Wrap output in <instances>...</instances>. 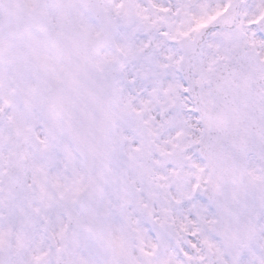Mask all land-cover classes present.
I'll use <instances>...</instances> for the list:
<instances>
[{
    "label": "snow or ice",
    "instance_id": "1",
    "mask_svg": "<svg viewBox=\"0 0 264 264\" xmlns=\"http://www.w3.org/2000/svg\"><path fill=\"white\" fill-rule=\"evenodd\" d=\"M0 264H264V0H0Z\"/></svg>",
    "mask_w": 264,
    "mask_h": 264
}]
</instances>
